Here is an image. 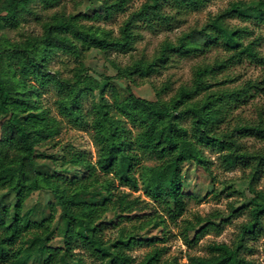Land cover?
I'll list each match as a JSON object with an SVG mask.
<instances>
[{"label":"trees","instance_id":"16d2710c","mask_svg":"<svg viewBox=\"0 0 264 264\" xmlns=\"http://www.w3.org/2000/svg\"><path fill=\"white\" fill-rule=\"evenodd\" d=\"M35 1L5 0L0 9V23L16 27L24 11ZM40 1L49 4L52 0ZM128 1L102 0V9L96 16L109 19L114 12L123 11ZM206 1L147 0L123 22L118 36L83 25L79 15L57 13L44 24L41 35L22 42H0V117L4 118L0 135V191L14 197L13 204H5L0 198V264H27L43 249V239L37 231L25 248L10 251L23 233L30 228H41L42 220L35 218L33 211L24 209L27 199L42 190L54 196L65 224L64 248L47 247L44 264H70L67 259L74 260L73 250L78 246H83L101 264H134L135 259L128 251L137 245L153 246L140 264H160L164 248L156 246L153 237H137L138 231L151 221H142L131 230L122 227L114 239L105 238L104 231L113 224V218L118 219L116 226L125 219L131 220L140 202L137 198L128 199L126 192L115 193V184L118 182L120 186L133 189H139L141 184L145 195L165 206L172 218L182 216L186 211V161L178 153L181 144L190 138L222 152V161L227 168L248 166L254 161L252 180L256 178L264 164V154L243 150L235 137L264 138V122L240 124L230 132L221 131L229 106L247 97L251 85L210 91L212 83L208 81L229 62L243 58L256 63L264 60L256 49V39L244 43V36L250 34L248 28L226 25V19L235 15L230 8L211 17L203 27L183 33L176 43L164 42L152 62L135 61L117 67L114 76H104L105 88L112 93L113 103L104 97L94 102L91 121L86 119L84 101L102 89L103 83L89 73L82 61L70 78H62L49 69L60 53L80 60L90 50L131 51L138 36L133 31L137 22L167 24L172 17L163 11L165 4L199 10ZM219 42L233 51L229 58L211 66L198 67L192 84L181 86L168 100L161 99L160 92L156 100L139 97L130 85L122 97L112 83L116 79L134 82L135 76H150L156 71L157 63L166 61L170 54L203 51ZM45 89L56 92L59 114L74 126H89L100 146L96 163L78 153L68 159L75 168V174L71 176L59 171L52 175L42 174L38 170L39 145L49 142L61 131V122L41 103ZM184 120H190L191 133L183 124ZM124 122L137 129V133L132 135ZM143 161L156 164L141 165ZM138 170L139 177L136 176ZM252 202L255 207L250 211V220L242 225L241 239L246 235L256 236L262 224L264 203L256 197ZM108 211L114 213L112 219L106 218ZM161 218L157 215L152 220L163 221ZM242 247L243 244L233 247L227 243H212L208 246L209 255H190L188 264H255L240 256ZM76 260V264H84L81 259Z\"/></svg>","mask_w":264,"mask_h":264},{"label":"rangeland","instance_id":"374dc122","mask_svg":"<svg viewBox=\"0 0 264 264\" xmlns=\"http://www.w3.org/2000/svg\"><path fill=\"white\" fill-rule=\"evenodd\" d=\"M4 1L0 0V9ZM145 1L147 0H129L123 11L114 12L109 19H105L96 16L102 9V0H52L49 4L37 0L30 4V9L24 11L16 27L0 23V42L5 40L22 42L28 37L41 35L44 24L57 13L67 16L79 15L83 25L93 26L99 31H109L113 36H118L123 22ZM227 8L233 10L235 15L226 19V25L229 28H248L250 34L244 36V43L256 39V49L264 58V1L207 0L204 7L199 10L178 7L173 3L165 4L163 11L172 17L167 24L158 21L152 22L151 25L145 21L137 22L133 31L138 36L131 51L90 50L85 52L80 60L60 53L52 60L49 69L62 78H70L82 61L89 69V73L103 83L102 89L96 90L94 96L91 95L84 101L86 119L91 121L94 102L104 97L109 103H113L112 93L105 88L107 81L104 76H114L117 67H125L135 61L152 62L164 42L176 43L183 33L203 27L211 17ZM232 52L223 42H219L203 51L190 54L173 53L166 61L157 63L156 71L150 76H135L134 82L116 79L112 80V83L122 97L126 95V88L130 85L135 95L139 97L156 100L157 93L160 92V98L168 100L181 86L192 84L194 72L198 67L225 61ZM208 81L212 83L210 91L234 90L251 85L247 97L229 106L227 120L221 125V131L230 132L234 126L240 124L264 122V60L263 63H256L243 58L240 61L229 62L226 67L210 76ZM42 93L41 103L61 122V131L49 142L39 145L36 162L40 173L52 175L54 171H59L68 176L75 174V168L68 159L77 153L96 163L100 146L94 139L93 130L89 126L83 128L74 126L59 114L56 105L57 95L53 89H45ZM3 121L4 118L0 117V135ZM124 123L132 130V135L137 133V129L131 124ZM183 124L191 133L190 120H184ZM235 138L243 150L251 154H264V138L257 136ZM178 156L186 161L184 214L172 218L165 206L145 195L141 184L139 189H133L129 186H120L116 182L115 193L126 192L128 199L137 198L140 202L132 214L134 217L131 216V220L125 219L119 226L115 225L118 219L113 218L114 213L107 212L106 218L114 220L104 231L105 238L114 239L122 227L131 230L142 221H151L138 231L137 237L139 239L153 237L156 239L155 245L164 248L160 264H188L190 255H209L208 246L212 243H227L233 247L243 244L240 256L255 264H264V214L261 216L262 224L257 235H246L241 239L242 225L250 220V211L255 207L253 199L256 197L264 203V164L256 178L252 180L254 161L248 166L227 168L222 161V152L197 143L193 138L181 144ZM155 164L153 161L141 163L151 166ZM139 174L140 170L136 176L139 177ZM0 198L5 204L14 202L11 193L0 191ZM24 210L33 211L32 215L42 220V226L40 229L30 228L23 233L19 241L10 247V251L25 248L27 241L38 231L43 239V249L35 253L27 264H44L47 247L64 248L65 224L60 218V209L54 196L49 191L42 190L34 192L27 199ZM157 215H160L163 221L152 220ZM208 222L213 224H207ZM191 226L193 228H190ZM203 227L204 232L198 235ZM152 247L137 245L129 250V255L135 259L134 264H140ZM73 253L74 260L67 259L70 264H76V259H81L84 264H101L83 246L75 248Z\"/></svg>","mask_w":264,"mask_h":264}]
</instances>
